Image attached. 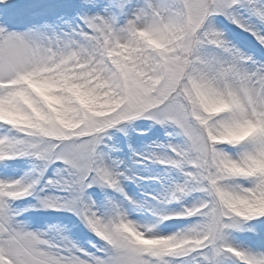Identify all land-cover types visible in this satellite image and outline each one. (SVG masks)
Instances as JSON below:
<instances>
[{"label": "snow or ice", "instance_id": "obj_1", "mask_svg": "<svg viewBox=\"0 0 264 264\" xmlns=\"http://www.w3.org/2000/svg\"><path fill=\"white\" fill-rule=\"evenodd\" d=\"M76 8L0 0V170L28 166L0 176V264H264V0ZM157 128L163 141L121 158L117 133ZM29 197L101 244L30 230L15 207Z\"/></svg>", "mask_w": 264, "mask_h": 264}, {"label": "rangeland", "instance_id": "obj_2", "mask_svg": "<svg viewBox=\"0 0 264 264\" xmlns=\"http://www.w3.org/2000/svg\"><path fill=\"white\" fill-rule=\"evenodd\" d=\"M79 0H33L40 8H54L57 15L75 16L78 12L76 5ZM49 20L54 19V16L46 17ZM221 26L226 30L228 36L232 41L237 44L238 47L242 48L249 53L259 52V45L256 44L254 38L237 28L235 25L229 24L224 21L223 18H219ZM134 127H141L140 124ZM141 130H147V124L143 123ZM115 138L120 142L123 149L121 158L125 160L129 165L132 164V153L133 151H142L148 144L153 141H163V133L157 128L148 131L145 136H139L135 132L129 131L127 137L123 134L117 133ZM129 145L131 147H129ZM151 167V166H149ZM28 171V166L23 162H19L18 166L14 165L13 169H10L7 173L0 170V176L6 175L8 178L17 179L20 178ZM152 171H158V169H152ZM53 170L49 169L47 175L52 176ZM143 187L147 188L148 185ZM129 193H136L137 187L135 185H129L127 187ZM46 194L55 195L57 193L49 190ZM97 197H94V199ZM15 207L20 209L29 208L30 211L25 212L20 219L23 220L29 227L30 230L46 231L49 227L56 226L64 230L63 234L68 236L77 246L84 248L87 251H94L92 248L93 244L99 246L101 242L84 226L80 220L68 212H51L45 211L38 207V201L35 197H29L26 200L18 201ZM133 218H138L133 216ZM54 238L58 239L55 232L51 233Z\"/></svg>", "mask_w": 264, "mask_h": 264}, {"label": "bare ground", "instance_id": "obj_3", "mask_svg": "<svg viewBox=\"0 0 264 264\" xmlns=\"http://www.w3.org/2000/svg\"><path fill=\"white\" fill-rule=\"evenodd\" d=\"M134 219H136V218H134Z\"/></svg>", "mask_w": 264, "mask_h": 264}]
</instances>
